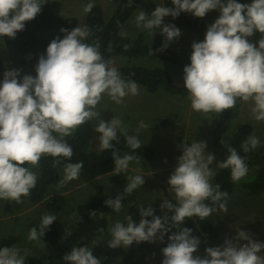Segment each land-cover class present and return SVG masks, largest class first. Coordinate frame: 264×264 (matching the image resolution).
<instances>
[{"label": "clouds", "instance_id": "1", "mask_svg": "<svg viewBox=\"0 0 264 264\" xmlns=\"http://www.w3.org/2000/svg\"><path fill=\"white\" fill-rule=\"evenodd\" d=\"M45 2L0 0V37L15 38L17 32L25 29V23L41 12ZM171 3L172 7L157 5L150 15L139 11L135 17L137 27L149 30L152 36L155 34L152 30L159 29L165 37L157 51H162L168 42L181 35L174 24H164L161 28L163 17L175 18L186 12L203 18L210 10L219 11L218 18L207 26L204 40L192 43L190 63L183 68V87L188 92L191 108L195 112L220 115L224 110L234 108L239 99L251 102L254 120L264 121V0H251V3H239L237 0H171ZM93 7L92 3H88L84 12H90ZM60 31L65 33L63 38H53L45 53L39 55L35 76L25 74L18 79L20 69L6 68L0 81V200L21 204V197L31 194L38 177L25 164L38 167L43 156L71 160L73 149L65 137L100 116L96 109L104 95L121 104L127 95L138 94L137 83L123 79L117 68L111 66L112 62L104 59L99 42L89 43L90 31L86 26H76L71 30L61 28ZM257 31L261 34L260 39L256 43L250 42L248 38ZM140 127L147 125L141 122ZM93 129L101 134L98 138L100 150H113L116 174L126 171L129 162L136 157L128 154L121 157L112 142L118 141L119 129L128 146L138 149L142 146L138 137L128 135L127 129L115 117L107 122L100 119ZM259 144L260 140L255 135H249L241 148L247 153ZM179 147L182 154L168 178V190L175 194L176 203L163 201L160 205L161 209L173 215L156 216L151 206L143 207L138 224L128 216L126 224L117 221L109 229L107 246L127 248L133 242L163 241L165 234L171 232L167 245L161 250V264H264V254H261L264 242L254 240L248 232L240 229L234 237L226 238L222 245L206 247L203 257L193 255L199 249L201 240L192 235L191 228L181 227L182 223L193 217L205 220L218 210L227 213L228 193L221 190L219 183L214 186L210 183L215 173L209 165L215 156L209 153L205 157L204 141ZM228 152V157L218 164V168L230 169L231 180L239 182L247 175L248 166L234 147L228 146ZM59 163L60 160L55 159L53 166ZM83 167L82 161L67 163L60 185L79 179ZM143 177H126L123 193L129 195L141 187ZM122 198L118 194L115 199H107L104 203L119 212L124 207ZM90 215L93 217L97 213L92 211ZM148 216L152 219L145 218ZM55 219L56 215L42 216L39 230L36 226L32 227L28 239L39 241ZM67 234L66 230L65 236ZM25 257L18 248H0V264H24ZM62 259L67 264H101L88 245L72 247Z\"/></svg>", "mask_w": 264, "mask_h": 264}, {"label": "rangeland", "instance_id": "2", "mask_svg": "<svg viewBox=\"0 0 264 264\" xmlns=\"http://www.w3.org/2000/svg\"><path fill=\"white\" fill-rule=\"evenodd\" d=\"M55 1H58L60 4V14L62 16L75 17L77 20L76 26L85 27L87 13L84 12V7L88 3L99 4L106 18L111 14L118 0ZM237 2L251 3V0H237ZM157 5L163 7V0H143L141 5H139L124 24L122 32L129 36H135L139 32H142L144 41L147 44L164 43L165 37L159 29L154 28L152 32L155 34L152 36L149 30L137 27L135 22V17L139 11H144L150 15ZM218 16V10H210L202 19L210 25ZM162 20L161 28L164 24H168L165 17ZM178 28L181 31V35L173 41L168 42V44L173 47L175 45L181 46L184 52L191 55L192 43L200 42V40L190 29ZM40 35L51 42L57 36L63 38L65 33L61 31H43L40 32ZM260 37L261 34L257 31L248 39L250 42L256 43ZM22 59L23 57L20 52L15 47L4 43L0 37V61L2 62L0 81L3 79V73L6 68L20 69V77L18 79L22 78L25 74L35 76L36 74L27 65L22 63ZM111 62L112 64L160 66L170 73L171 77L177 82L184 83L183 70L160 58L122 57L118 59L112 58ZM138 86V94L127 95L123 98V103L121 104H116L107 95L103 96L96 109L100 112V116L89 121L91 125L90 145L93 150L100 151L98 138L101 134L94 131L93 128L98 125L100 119L107 122L115 117L121 121V125L127 129L129 135L137 136L141 144L150 145L154 149L155 156L151 160L134 154H128L136 157V159L130 161L127 170L123 171L125 180L121 183L108 182V175L105 174L91 175L81 170L79 179H74L63 186L60 183L51 186L39 200L32 201L29 199V196H22L23 203L21 204L0 200V238L7 234H15L17 236L18 242L15 248L19 249L21 255L26 256L24 264L45 263V250L41 238L39 241H30L28 234L32 227L36 226L38 228L42 216L50 214L45 207L49 194L59 192L65 197V206L58 214L60 227L63 234H65L66 230L68 232L73 226V209L75 204L83 203L90 199L95 192L97 184L103 186V195H122L121 203L124 207L119 212H115L111 208L100 209L98 214L103 213L100 216H104L107 219L106 234L83 238L76 247H83L85 245L91 247L92 253L97 255L101 264H123L124 258L130 255L142 257L144 264H160L162 262L163 253L161 250L164 246L160 240H156L155 242H133L127 248H110L107 246V240L110 239L109 229L117 221L126 224L127 220L125 218L131 216L130 212L132 210L136 211L137 214L131 217L138 224L141 219H139L140 209L143 207L147 208L151 206L155 210L154 215L160 217L164 215L166 209H161L160 205L163 201H166V191L175 197V194L168 190V178L175 169L177 158L182 154V148L179 146L182 144L191 145L195 141H204L206 143L204 155L205 157L209 155L211 147L209 124L212 112H195L191 108L188 94L185 96L170 95L162 89L155 93H148L145 92L142 86ZM251 107V102L246 103L240 100L238 112L230 121L224 139L227 140L240 123L248 121L253 124L264 146V121L253 119ZM162 119H164V122L160 123ZM141 122L147 125V127L141 128ZM155 123H160V125L152 129L150 124ZM27 167L31 168L38 175V167L32 168L31 165H27ZM63 169L64 167H61V180L64 177ZM113 172H116L115 168ZM135 175L144 176V184L134 190L133 193L125 195L123 189L127 184L126 177ZM253 175L254 168L248 169V173L242 178V181H246ZM226 205L228 208L227 213L218 210V212L214 211L210 217V221L217 233V239L211 242V246L222 245L226 238L234 237L239 229L248 232L254 240L264 242V190L257 195H250L239 187L238 182L235 185L234 192L228 197ZM148 218L152 219L151 216H148ZM94 241L97 243L92 244ZM205 254V249L199 248L193 255L203 257ZM261 254H264V249L261 250Z\"/></svg>", "mask_w": 264, "mask_h": 264}, {"label": "trees", "instance_id": "3", "mask_svg": "<svg viewBox=\"0 0 264 264\" xmlns=\"http://www.w3.org/2000/svg\"><path fill=\"white\" fill-rule=\"evenodd\" d=\"M143 0H118L111 14L104 17L102 7L97 3H92L94 7L86 15L85 26L90 31L88 37L89 43L100 44V52L105 60L112 61V58H160L170 62L177 68L183 70L184 66L190 63V55L184 52L181 46L169 45L162 51H157L163 43L147 44L144 41V35L139 32L135 36H129L122 32L124 24L132 15V13L141 5ZM171 0H163V7H172ZM167 23L174 24L176 27L188 28L193 31L200 41L204 40L207 26L209 25L200 17H195L191 13L181 12L178 17L165 16ZM75 17L62 16L60 14V4L58 1L50 0L42 5L41 12L31 21L25 23V29L17 32L15 38L1 37L4 43L15 47L22 55V63L27 65L35 73V65L40 54H44L46 47L50 43L47 39L40 35L43 31H60L61 28L71 30L76 26ZM180 47V48H179ZM155 53H153V52ZM117 68L121 77L125 80L135 81L142 86L145 92L155 93L158 90H164L170 95L185 96L188 94L182 83L177 82L171 77L164 68L160 66H145L142 64H112ZM2 62L0 61V68ZM36 74V73H35ZM240 100L234 108L226 109L222 114H211L210 118V153L215 156L214 161L210 164V169L215 173L210 183L214 186L219 183L222 191H227L228 197L234 192L235 185L238 182L231 180L230 169H220L218 164L224 161L228 155V146L234 147L238 154L245 158L248 169L254 168V175L246 181H239V187L250 195H257L264 190V146L260 141L257 148L245 153L241 144L249 135H255L259 140V134L251 122H242L232 132L229 138L224 139L227 133L229 123L238 112ZM164 119L160 121L163 123ZM160 123L150 124L152 129L157 128ZM128 135L129 132L127 131ZM118 141H113V145L118 154L123 157L125 154H134L144 159L151 160L155 156L154 149L147 144H142L141 148L132 149L126 142V137L117 130ZM91 125L89 122L79 126L75 132L65 137L66 142L73 149L71 160L64 157L54 158L51 156H43L38 165V175L36 186L31 190L29 199L32 201L39 200L53 185H58L61 181V167H65L67 163L83 162L82 171L91 175L105 174L108 175L107 180L110 183H121L125 180V174L121 172L119 175L113 172L115 168L114 159L112 157V149L104 151H96L91 148ZM226 140V141H225ZM190 145V144H186ZM55 159H59L60 163L53 166ZM28 164L24 166L27 167ZM103 186L97 184L95 192L90 199L83 203H77L74 206V223L72 228L65 236L58 221V214L65 206V197L62 193L54 192L49 194L46 199L45 207L50 215H56L55 221L45 230V234L41 237V241L45 250L44 264H67L62 257L70 253L72 247L76 246L83 238L93 236H102L107 231V219L100 216L99 210L110 208L104 202L107 199H115L117 195H103ZM166 201L176 203L175 197L171 196L167 191L165 193ZM205 203L212 205L210 201ZM95 211L97 215L91 216L90 213ZM136 211H131L132 217L136 216ZM165 216L170 217L172 212L166 210ZM163 215V216H164ZM162 216V217H163ZM141 216H139V219ZM148 220L151 218L145 217ZM171 223V221H169ZM181 227L192 229V235L201 240L199 248L205 249L210 247L211 242L217 239V233L210 221V217L200 220L198 217L187 218ZM103 229V231H101ZM176 231V229H172ZM171 232L166 233L164 240L161 241L165 247L168 243V236ZM65 237V238H64ZM17 236L15 234H7L0 238V248L4 246L16 247ZM93 256L97 258L95 253ZM123 264H144V260L140 256L130 255L124 258ZM161 264V263H160Z\"/></svg>", "mask_w": 264, "mask_h": 264}]
</instances>
